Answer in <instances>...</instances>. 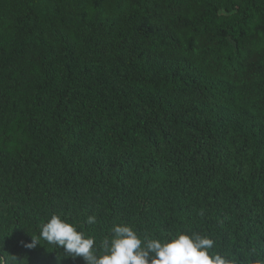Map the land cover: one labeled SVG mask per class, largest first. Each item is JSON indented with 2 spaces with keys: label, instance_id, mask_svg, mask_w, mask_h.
<instances>
[{
  "label": "trees",
  "instance_id": "1",
  "mask_svg": "<svg viewBox=\"0 0 264 264\" xmlns=\"http://www.w3.org/2000/svg\"><path fill=\"white\" fill-rule=\"evenodd\" d=\"M52 215L264 264V0H0V264Z\"/></svg>",
  "mask_w": 264,
  "mask_h": 264
},
{
  "label": "clouds",
  "instance_id": "2",
  "mask_svg": "<svg viewBox=\"0 0 264 264\" xmlns=\"http://www.w3.org/2000/svg\"><path fill=\"white\" fill-rule=\"evenodd\" d=\"M228 139L235 148V139ZM86 223L95 224L96 217L88 216ZM40 239L56 249L63 248L62 255L56 257L57 264L65 257H82L85 264H228L221 255H210L213 241L205 235L181 233L171 239L153 238L145 242L128 225H114L101 249H97L92 236L59 215H52L40 226ZM37 242L33 239L26 246L33 247Z\"/></svg>",
  "mask_w": 264,
  "mask_h": 264
}]
</instances>
